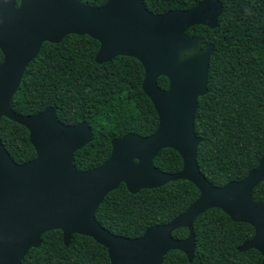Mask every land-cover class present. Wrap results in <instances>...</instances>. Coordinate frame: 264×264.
I'll use <instances>...</instances> for the list:
<instances>
[{"label": "water", "instance_id": "water-1", "mask_svg": "<svg viewBox=\"0 0 264 264\" xmlns=\"http://www.w3.org/2000/svg\"><path fill=\"white\" fill-rule=\"evenodd\" d=\"M220 0H202L190 9L150 11L144 0H108L90 6L80 0H0V122L3 117L29 130L36 157L17 163L0 136V264H23L42 235L59 229L65 245L75 233L103 245L110 264H163L171 250L184 252L193 262L194 222L209 209L220 208L233 221L251 224L255 234L240 251L257 249L264 264V200L254 189L264 182V157L242 180L223 186L211 183L197 161L201 143L195 130L199 97L207 94L209 67L215 45L199 50L200 38L187 31L195 25L218 26ZM70 34L89 35L100 43L99 64L117 56L138 59L145 70L143 91L152 101L159 124L154 133H127L112 140L110 157L102 165L78 170L75 153L93 139L83 121L65 124L53 106L31 115L18 114L12 98L26 68L45 42L60 43ZM169 80L162 88L158 79ZM164 148L179 152L183 167L170 173L154 165ZM186 179L199 189V198L172 221L147 228L136 238L112 233L96 218L106 195L122 183L131 193ZM186 227L184 239L173 232Z\"/></svg>", "mask_w": 264, "mask_h": 264}, {"label": "trees", "instance_id": "trees-1", "mask_svg": "<svg viewBox=\"0 0 264 264\" xmlns=\"http://www.w3.org/2000/svg\"><path fill=\"white\" fill-rule=\"evenodd\" d=\"M101 6L108 0H80ZM154 13L190 9L202 0H144ZM218 26L195 25L187 33L201 40L199 50L215 45L210 59L207 94L199 97L195 130L201 143L197 161L214 185L244 179L264 157V0H220ZM19 3V0H17ZM98 40L70 34L60 43L45 42L28 65L11 104L21 115L57 110L61 122L86 121L93 129L92 141L75 153L74 164L84 171L102 165L112 152V140L127 133L148 136L159 124L157 111L143 91L145 70L131 56H117L99 64ZM4 56L0 50V64ZM162 88L169 80L158 79ZM0 136L17 163L36 157L29 130L6 117ZM162 171L176 173L183 159L172 148L162 149L154 159ZM200 196L191 181L168 184L131 193L125 184L109 192L96 211L97 220L112 233L136 238L154 225L164 224L185 212ZM264 200V182L253 191ZM196 247L193 262L180 250H171L163 264H261L257 249L239 247L255 234L249 223L236 222L220 208L199 215L194 222ZM189 230L180 227L173 236L184 239ZM23 264H110L107 249L92 237L75 233L65 245L63 232L42 235V245L32 248Z\"/></svg>", "mask_w": 264, "mask_h": 264}, {"label": "bare ground", "instance_id": "bare-ground-1", "mask_svg": "<svg viewBox=\"0 0 264 264\" xmlns=\"http://www.w3.org/2000/svg\"><path fill=\"white\" fill-rule=\"evenodd\" d=\"M69 246V245H68Z\"/></svg>", "mask_w": 264, "mask_h": 264}]
</instances>
